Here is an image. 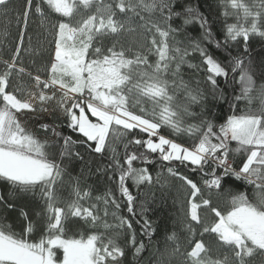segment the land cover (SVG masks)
<instances>
[{
    "label": "snow or ice",
    "instance_id": "6c2138e0",
    "mask_svg": "<svg viewBox=\"0 0 264 264\" xmlns=\"http://www.w3.org/2000/svg\"><path fill=\"white\" fill-rule=\"evenodd\" d=\"M7 3L8 0H0V6ZM44 3L62 17H73L79 5L90 9L95 4L96 10L76 25L63 21L52 25L56 29L54 58L50 67L45 69L48 78L42 79L41 75L33 76L17 64L33 4V0H26L23 13L17 17V22L24 25L19 34V44L11 61L0 60L4 66L0 71V180L20 194H36L39 188L44 208L43 213L37 215H42L45 220V234L37 242L28 238L35 225L23 211L20 214L27 221V226L22 233L17 234L10 225L0 224V264H121V258L126 253L118 243L119 231L112 236L93 232L87 238L83 235L78 239L65 238L70 217L78 218L92 229L126 228L131 233L127 243L134 249L133 255L139 256L145 250V244L137 241L132 221L117 216L116 212L110 213L109 208L114 207L118 211L119 201L124 198L128 212L135 214V197L127 182L131 181L139 187L145 183L151 184L153 177L148 168L134 167V162L140 160L150 164L149 156L157 153L162 161L179 162L191 167L193 173L210 176V179L203 180L210 194L213 190L219 192L229 179H234L254 185L258 197V202L252 203L244 193H239L231 196V209L226 214L215 207L211 209L219 219L211 226L204 227L203 232L215 234L218 242L232 251L231 259L224 256L223 259L207 260L208 248L204 242L197 241L184 254V264H249V258L257 254L261 257L260 264H264V85L259 89L260 108L253 112L249 107L245 114L228 116L219 125L218 131L213 130L216 125L207 119L200 120L198 124H186L180 113L172 108L175 97L169 94L170 88H182L189 102L183 107V113L196 117L197 113L190 111L189 106L200 103L203 94L199 88H191L183 81V67L187 65L189 70H199L201 64L206 66L209 73L207 81L215 90L216 77L227 78L228 69L205 44H214L219 49L226 47L229 41L237 42L239 38L247 45L250 35L264 37V30L259 24L264 18V0H254L252 6L241 0H227L232 9L242 10L245 22L249 18L251 22L248 26L239 22L226 25L223 41L213 36L207 17L198 8L186 4L185 0H112L111 3L104 0H44ZM35 12L45 17L40 4H36ZM141 13H147L149 17L158 13L160 19H146ZM225 15L229 13L225 12ZM121 16L126 19H121ZM134 17H139L143 21L140 27L151 34L150 47L141 44L139 50L134 51L131 45L125 47L119 39H115L110 47L106 46V38H119L122 34L135 31L130 26ZM178 20L181 23L173 27ZM192 24H198L202 30L201 39L189 36L187 44L176 39ZM23 50L29 53L33 51L31 47ZM152 53L157 57L154 64L149 63L148 58ZM197 56L201 63H191V59ZM237 69L241 70V95L229 102L230 108H235L236 102L241 100L251 105L253 100L251 93L255 82L239 57L232 61V72L235 73ZM14 73L17 85L11 83ZM25 75L33 81L31 88H27L22 81ZM51 89L56 90L49 94L47 90ZM56 91L60 92L59 98ZM85 93L88 99H78ZM23 95L29 99L18 98ZM53 100L62 110L67 127L82 134L86 138L84 143L93 142L94 148L91 143L88 146L95 153H103L111 147L112 141L125 138L132 130L139 129L147 134V139H133L125 144L123 162L115 148H111L112 163L108 167L112 175L109 180L116 183L119 196L110 190L103 196H97L96 203L85 206L83 201L91 200V193L81 189L77 180L73 187L74 199L64 207L58 206L62 201L57 196L55 185L61 180L65 169L49 159L46 151L48 142L37 139L18 119L20 113L48 111L45 105ZM145 100L151 102V110L143 107ZM84 105L96 122L85 114ZM133 107H139L140 114L131 111ZM75 109L79 110L78 114ZM162 125L177 135L190 136L194 141L193 146L185 147L160 135ZM40 127L45 131L50 128L48 124H41ZM51 131L55 136H61L55 127H51ZM233 141L236 142L235 148L230 147ZM75 143L71 136L63 137L62 158L73 155L70 148ZM130 144L144 147L147 151L128 153ZM234 154L244 157L238 171L233 166L234 161L230 162L229 159ZM75 156L79 157V153H75ZM205 167H210L211 172L205 173ZM218 169L221 170L219 174ZM167 171L190 190L191 199L186 213L188 223L185 227L193 233V222L195 225L202 224L199 209L210 206V199L202 198V189L193 179L180 175L173 167ZM197 199L201 203H197ZM101 203L102 209L98 206ZM0 205L13 207L3 196H0ZM143 212L144 209L141 210L142 215ZM110 215L117 223L108 222ZM154 231L151 222L144 217V234L150 236ZM168 239L176 240V234L173 233ZM58 250H62V259L57 256ZM178 252L177 245L172 255Z\"/></svg>",
    "mask_w": 264,
    "mask_h": 264
},
{
    "label": "trees",
    "instance_id": "16d2710c",
    "mask_svg": "<svg viewBox=\"0 0 264 264\" xmlns=\"http://www.w3.org/2000/svg\"><path fill=\"white\" fill-rule=\"evenodd\" d=\"M105 3H111L112 0H104ZM252 6L254 0H241ZM186 4H190L207 17L213 36L223 41L225 35V28L228 24L242 23L245 26L250 25V18L247 22L243 20L242 10L232 9L228 5L227 0H185ZM36 4L45 11V17L42 18L35 12ZM26 7V0H8L6 6H0V60L11 61L12 54L19 44V34L23 29V23L17 22V17L23 13ZM79 10L73 17H62L60 14L55 13L50 9L44 0H33L32 11L29 15L28 26L26 35L22 46L20 59L17 64L19 67H24L28 72L34 75H41L42 79H47L46 68L50 67L52 61V49L55 45L56 29L52 27L59 22H67L76 25L78 21L87 18L96 10L95 4L90 9H85L82 5L78 6ZM228 12L229 15H225ZM146 19L159 20V14L149 17L147 13H141ZM131 15V14H129ZM239 17V21H238ZM121 19H126L121 16ZM43 19V23H42ZM143 23L139 17H134L130 26L135 29L131 33L122 34L119 38L109 37L105 40V45L110 47L115 39H119L121 43L128 47L131 45L133 50H139V46L143 44L145 47H150L151 34L144 32L140 25ZM181 21H176V24ZM261 30H264V18L259 21ZM194 39H201L202 30L198 24L188 25L185 32H182L176 39L183 41L184 44L188 43V37ZM184 44L181 46L183 47ZM214 57L221 62L222 65L228 69V77H216L217 86L215 90L212 85L207 81L208 72L206 66L201 64L199 70H189L185 65L181 72V78L191 88H199L203 94V99L198 104H191L189 110L197 113L196 117H188L183 113V107L188 105L189 102L182 88H170L169 94L174 95L175 99L172 102V108L180 113L186 124L199 123L200 120L207 119L213 122L216 127L214 131H218L220 124L224 123L228 116L233 114L242 115L247 112L249 107L253 112L257 111L261 104L259 99V89L264 85V37L259 35H250L247 45L242 38L237 42L229 41L226 47L217 49L214 44H205ZM32 48L29 53L23 49ZM247 48V51H245ZM242 58L244 66L248 68L249 73L252 75L255 82V88L251 93L253 97L251 105L247 101L241 100L236 102L235 108H230L229 102L234 101L236 96L241 95L242 84L240 81L241 70L237 69L235 73L232 72V61L234 58ZM149 63H155L157 59L154 53L149 54ZM191 63L200 64V59H191ZM3 64L0 63V71L3 69ZM39 70V71H37ZM171 80V76L168 77ZM22 81L32 82L28 76H23ZM178 82V81H177ZM88 99L87 94L78 96ZM85 110L86 109V105ZM143 107L151 110V102L145 100ZM136 114H140L139 107L130 108ZM74 111H78L75 109ZM159 111V109H157ZM19 120L22 125L37 139L48 142L46 151L49 154V159L59 163L65 169V173L61 180L55 185L56 193L62 203L58 204L64 207L66 203L74 199L73 187L76 181H79L81 189H87L91 193V200L83 201L85 206L90 203H96L97 196H103L108 191H112L117 196L116 183L114 180H109L112 175V170L108 167L112 163L111 148H115L121 162H123L126 149L125 144L133 139H147V134L140 132L139 129L132 130L126 134V137L111 142V147L106 149L103 153H95L93 142L84 143L86 140L82 134L73 131L67 127V120L64 114H61L53 109L49 113L40 111L24 112L18 114ZM41 124H48L50 126L48 131L40 127ZM51 127H55L56 131L61 133L60 137L55 136ZM160 135H164L168 139H173L175 142L191 148L193 146V139L186 135H177L171 131L167 126L161 127ZM71 136L72 140L76 143L70 148L73 155L61 157L60 153L63 145V137ZM158 137H154L156 139ZM198 142V141H195ZM92 144V148L88 145ZM231 148L236 147V142H231ZM146 149L139 145H129L127 152L146 153ZM79 153V157L75 156ZM242 157L239 154L230 156V162L234 161L233 166L239 170ZM152 161L150 164L143 163L140 160L134 162V167H146L153 177L151 184L145 183L142 186H135L128 181V185L132 194L135 197L133 205V213L128 212L126 199L121 198L120 208L117 211L114 207L109 208V212H116L119 217H124L133 223L137 241H143L145 250L139 256H134V249L127 243L131 238V233L125 229H110L105 230L103 227L95 229L84 225L78 218H69L67 222V230L65 238H80L81 235L87 238V235L96 233H104L105 236H112L115 231H119L118 238L119 245L124 248L126 255L121 258V264H184V254L194 247L195 242L202 241L208 248L207 260L223 259L224 256L232 258V251L218 242V238L213 233L203 232V228L211 226L219 218L211 211L212 207L217 208L222 214H226L231 209L230 199L231 196L239 193H244L248 200L252 203L258 202V197L254 185H249L245 181H236L229 179L224 188L219 192L213 190L211 194L205 188L203 180L210 179V176L204 175L201 172L193 173L191 167L181 165L179 162H165L159 158V154H152L149 156ZM169 167L176 169L180 175L188 176L197 182L198 186L202 189L203 199H210V206H202L199 209V214L202 219L201 225L193 226L195 231L190 233L187 231L185 225L188 223L186 213L188 211V201L191 199L190 190L183 185V182L170 175L167 171ZM221 170H217L219 174ZM205 173L211 172L210 167H205ZM40 189H36V194H20L15 192L11 185L7 182L0 180V196H3L5 201L12 204V208L0 205V224H7L11 229L20 234L27 226V221L21 216V211L28 214V218L35 225L34 231L29 234L28 238L32 242H37L42 235L45 234V220L42 215L44 202L39 196ZM201 203L200 199L196 200ZM101 209L103 204L98 205ZM144 209L143 215L141 210ZM146 217L151 222V227L155 231L149 236L143 232V222ZM109 223H117L111 215L108 217ZM173 233L176 234V240H169L168 237ZM179 246V252L172 255L174 249ZM59 259L63 258L62 250L57 251ZM261 257L259 254L253 258H249V264H260Z\"/></svg>",
    "mask_w": 264,
    "mask_h": 264
},
{
    "label": "rangeland",
    "instance_id": "374dc122",
    "mask_svg": "<svg viewBox=\"0 0 264 264\" xmlns=\"http://www.w3.org/2000/svg\"><path fill=\"white\" fill-rule=\"evenodd\" d=\"M54 51H55V45H54V47H53V49H52V59L54 58ZM19 67V66H18ZM3 70V69H2ZM47 78H48V75L46 76ZM11 83L13 84V85H17V80H16V78H15V73L13 74V78L11 79ZM23 83L25 84V86L27 87V88H31V86H32V84H33V81L32 82H24L23 81ZM58 87V86H57ZM32 90H35V89H32ZM56 89H51V90H47V91H49V94H51V91H55ZM56 95H57V98H59V96H60V92L59 91H56ZM18 98H21V99H29V97L27 96V95H23V96H18ZM45 107H47V109H48V111H46V112H44L45 114L46 113H49V110H51V109H53V110H55V111H57V112H59V113H61V114H63V112H62V110L57 106V103H56V100H53V101H50V102H48L46 105H45ZM86 109H87V107H86ZM88 110V109H87ZM78 112H79V110L77 111V114H78ZM85 114L88 116V118L90 119V120H92L93 122H96V118L95 117H92L91 116V113L89 112V111H86L85 110ZM18 118H19V116H18ZM156 139H158V138H156Z\"/></svg>",
    "mask_w": 264,
    "mask_h": 264
},
{
    "label": "built area",
    "instance_id": "2783aa9c",
    "mask_svg": "<svg viewBox=\"0 0 264 264\" xmlns=\"http://www.w3.org/2000/svg\"><path fill=\"white\" fill-rule=\"evenodd\" d=\"M78 99H85V98H83V97H78Z\"/></svg>",
    "mask_w": 264,
    "mask_h": 264
}]
</instances>
